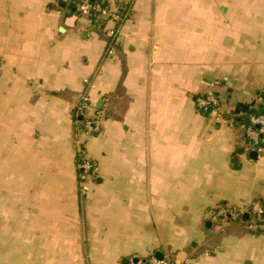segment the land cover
<instances>
[{
	"label": "crops",
	"instance_id": "1",
	"mask_svg": "<svg viewBox=\"0 0 264 264\" xmlns=\"http://www.w3.org/2000/svg\"><path fill=\"white\" fill-rule=\"evenodd\" d=\"M103 1L120 26L62 0H0V264L159 251L173 264H264V231L211 220L264 201V140L258 154L237 121L264 102V0ZM211 88L220 122L197 107ZM83 96L101 112L91 138L77 130ZM77 140L98 168L87 193Z\"/></svg>",
	"mask_w": 264,
	"mask_h": 264
},
{
	"label": "built area",
	"instance_id": "2",
	"mask_svg": "<svg viewBox=\"0 0 264 264\" xmlns=\"http://www.w3.org/2000/svg\"><path fill=\"white\" fill-rule=\"evenodd\" d=\"M68 7H74V9L82 16L94 18H104L116 25L120 26L124 21V14L118 5L111 7L110 5H104L103 2L96 0H62ZM119 35L118 28L112 34L111 44L109 46V54L114 51V46ZM197 107L204 112L211 110L212 114H215L216 121L220 122L222 119L220 99L216 93V90L211 88L205 95L199 97L196 101ZM264 110V102H263ZM77 116V130L78 133L87 138L96 136L101 131V112L96 105L91 101L88 96H83L76 109ZM232 125L235 123V119L228 121ZM247 137L250 140V144L253 149L259 154L263 152L262 142L264 140V112L258 115H252L249 119V125H244ZM86 143L80 140L76 141V154L79 171V183L82 193L91 191L87 182L90 179H95L97 174V165L88 157L86 151ZM249 215V219L246 221L248 229L254 232L264 231V209L257 202H251L243 208L231 209L222 207L215 210L211 216L213 223L226 226L230 221H244V215ZM137 262L134 264H173L172 261L166 257L163 260H159L153 257L149 260H142L136 258ZM135 259V260H136Z\"/></svg>",
	"mask_w": 264,
	"mask_h": 264
},
{
	"label": "trees",
	"instance_id": "3",
	"mask_svg": "<svg viewBox=\"0 0 264 264\" xmlns=\"http://www.w3.org/2000/svg\"><path fill=\"white\" fill-rule=\"evenodd\" d=\"M96 1H98V2H103L104 3V1L103 0H96ZM104 5H108V4H106V3H104ZM69 11H70V13L71 14H75V13H77V11L74 9V7H70V9H69ZM94 19H96V20H98L99 19V17L97 16V17H94ZM217 93V92H216ZM218 95V94H217ZM219 97V96H218ZM264 112V110H263V106L259 109V110H255V111H251L248 115H246L245 117H241V118H239L237 121H241V122H243V124L244 125H249V119H250V117L252 116V115H258V114H260V113H263ZM262 207H263V209H264V201H262V200H258L257 201Z\"/></svg>",
	"mask_w": 264,
	"mask_h": 264
},
{
	"label": "water",
	"instance_id": "4",
	"mask_svg": "<svg viewBox=\"0 0 264 264\" xmlns=\"http://www.w3.org/2000/svg\"><path fill=\"white\" fill-rule=\"evenodd\" d=\"M211 111V110H210ZM253 156L255 157V158H257V153H254L253 154ZM243 219H244V221H247L248 219H249V215H244V217H243ZM157 259H159V260H163L164 259V255H163V253L161 252V251H159L157 254H156V256H155ZM129 262V261H128ZM135 262H137V259L135 260Z\"/></svg>",
	"mask_w": 264,
	"mask_h": 264
}]
</instances>
